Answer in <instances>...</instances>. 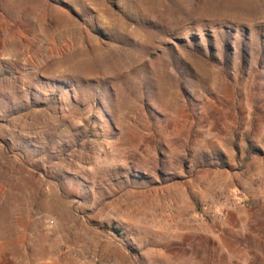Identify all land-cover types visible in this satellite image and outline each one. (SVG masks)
Segmentation results:
<instances>
[{"label":"rangeland","instance_id":"1","mask_svg":"<svg viewBox=\"0 0 264 264\" xmlns=\"http://www.w3.org/2000/svg\"><path fill=\"white\" fill-rule=\"evenodd\" d=\"M0 264H264V0H0Z\"/></svg>","mask_w":264,"mask_h":264},{"label":"trees","instance_id":"2","mask_svg":"<svg viewBox=\"0 0 264 264\" xmlns=\"http://www.w3.org/2000/svg\"><path fill=\"white\" fill-rule=\"evenodd\" d=\"M249 149L251 150V148L249 147ZM252 151H254V153H256V152H258L259 151V149H252ZM247 158H248V156H247Z\"/></svg>","mask_w":264,"mask_h":264}]
</instances>
